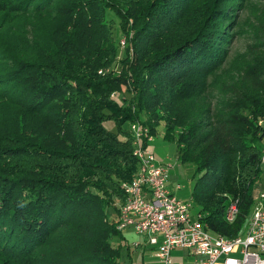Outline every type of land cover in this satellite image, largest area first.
Segmentation results:
<instances>
[{
	"label": "trees",
	"instance_id": "trees-1",
	"mask_svg": "<svg viewBox=\"0 0 264 264\" xmlns=\"http://www.w3.org/2000/svg\"><path fill=\"white\" fill-rule=\"evenodd\" d=\"M244 1L0 0V25L36 31L15 55L0 44V264H122L106 219L137 171L134 120L152 138L160 125L193 167L208 229L239 233L263 180L264 53L211 97ZM115 25L120 66L105 68Z\"/></svg>",
	"mask_w": 264,
	"mask_h": 264
},
{
	"label": "built area",
	"instance_id": "built-area-1",
	"mask_svg": "<svg viewBox=\"0 0 264 264\" xmlns=\"http://www.w3.org/2000/svg\"><path fill=\"white\" fill-rule=\"evenodd\" d=\"M128 129L138 166L132 179L120 182L124 198L112 220L118 229L132 225L143 234L158 264H171L174 247L190 249L198 264H264V148L259 161L263 180L244 236L225 235L210 231L200 211L193 215L191 201L169 188V164L158 162L148 147L152 138L148 124L134 120ZM236 214L237 207L230 204L224 217L234 222Z\"/></svg>",
	"mask_w": 264,
	"mask_h": 264
},
{
	"label": "rangeland",
	"instance_id": "rangeland-1",
	"mask_svg": "<svg viewBox=\"0 0 264 264\" xmlns=\"http://www.w3.org/2000/svg\"><path fill=\"white\" fill-rule=\"evenodd\" d=\"M264 0H245L240 5L238 16L233 18L234 22L230 24V30L233 33V40L229 43L228 55L224 58V63L213 74H217L220 81L215 84L212 90L211 101H216V96H219V91L224 88L223 85L228 84L230 77L241 73V68L245 66L248 61L257 58L258 55L263 54L260 52L263 48L264 37V5L261 3ZM20 23H13L11 26L17 29H23L21 34L19 30H12L7 25H0V44L4 47V51L11 54H17L25 41L21 37L25 36L27 41L31 40L33 35V27L31 23H28V19H20ZM116 21V20H115ZM2 23V22H1ZM0 23V24H1ZM24 26V27H23ZM123 32L118 30V26H114V35L118 39L117 50L118 56L110 66L112 69H118L120 64V55L123 53V43L125 37ZM30 36V37H29ZM30 42V41H29ZM28 42V45H32ZM9 54V55H11ZM103 68V69H105ZM103 69H99V72H104ZM223 80V81H222ZM122 96L125 97L122 102H126L130 99L133 93L128 90L122 89ZM115 95H120L116 93ZM214 97V98H213ZM216 97V98H215ZM103 127L109 131H115L116 123L112 118H104L102 120ZM264 125V119H263ZM148 147L158 162L169 164V177L167 178L168 186L172 192L179 198L191 201L192 213H196L198 206L195 200L192 198L191 191H193L194 177L193 167L188 162L180 161L176 155V143L172 140L164 138L163 129L160 125L155 127L154 137L151 141H148ZM252 209V208H251ZM107 222L115 218V212L111 209H107ZM251 212V211H250ZM250 214V213H249ZM113 223V222H112ZM248 224L247 220L244 222L242 228L239 229V236H244L245 230ZM237 235V234H236ZM109 241L113 248L118 249V261L122 264H157V256L154 255L153 246L151 244H145V237L143 234H139L135 231L132 225L123 227L120 232L110 233L108 235ZM172 264H196L194 260V254L187 253L183 255L181 248H177L171 253Z\"/></svg>",
	"mask_w": 264,
	"mask_h": 264
},
{
	"label": "crops",
	"instance_id": "crops-1",
	"mask_svg": "<svg viewBox=\"0 0 264 264\" xmlns=\"http://www.w3.org/2000/svg\"><path fill=\"white\" fill-rule=\"evenodd\" d=\"M150 246H152V245H150ZM177 248H179V247H174V249H172V251L175 250V249H177ZM172 251H171V253H172ZM181 251L183 252V255H184V254H187V253H188V254H189V253L194 254L190 249H188V248H184V247L181 248ZM194 256H195V257H194L195 263L198 264V262H197V260H196L197 255L194 254ZM171 257H172V256H171ZM171 257H170V261H171V264H172L173 261L171 260ZM157 264H158V263H157Z\"/></svg>",
	"mask_w": 264,
	"mask_h": 264
},
{
	"label": "bare ground",
	"instance_id": "bare-ground-1",
	"mask_svg": "<svg viewBox=\"0 0 264 264\" xmlns=\"http://www.w3.org/2000/svg\"><path fill=\"white\" fill-rule=\"evenodd\" d=\"M144 236V235H143ZM145 237V236H144ZM145 243H147L146 241H145Z\"/></svg>",
	"mask_w": 264,
	"mask_h": 264
}]
</instances>
